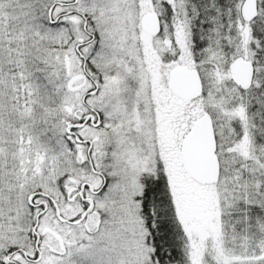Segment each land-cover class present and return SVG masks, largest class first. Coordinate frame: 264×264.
<instances>
[{"label":"snow or ice","instance_id":"obj_1","mask_svg":"<svg viewBox=\"0 0 264 264\" xmlns=\"http://www.w3.org/2000/svg\"><path fill=\"white\" fill-rule=\"evenodd\" d=\"M0 264H264V0H0Z\"/></svg>","mask_w":264,"mask_h":264}]
</instances>
